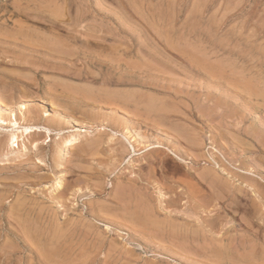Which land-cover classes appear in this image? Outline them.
Wrapping results in <instances>:
<instances>
[{"label":"rangeland","instance_id":"rangeland-1","mask_svg":"<svg viewBox=\"0 0 264 264\" xmlns=\"http://www.w3.org/2000/svg\"><path fill=\"white\" fill-rule=\"evenodd\" d=\"M53 1L0 0V95L82 136L7 159L0 129V264H264V0ZM49 16L103 47L48 62Z\"/></svg>","mask_w":264,"mask_h":264},{"label":"bare ground","instance_id":"bare-ground-1","mask_svg":"<svg viewBox=\"0 0 264 264\" xmlns=\"http://www.w3.org/2000/svg\"><path fill=\"white\" fill-rule=\"evenodd\" d=\"M3 1H5V0H3ZM27 1H31V0H27ZM47 1V0H46ZM88 1V0H87ZM53 2H55V0L53 1ZM17 3V2H16ZM19 3V2H18ZM28 3V2H27ZM52 3V2H51ZM39 4V3H38ZM54 4V3H53ZM98 4V3H97ZM23 5V4H22ZM47 5V4H46ZM66 5V4H65ZM72 5V4H71ZM63 6V5H62ZM18 7V6H17ZM45 7H47V6H45ZM44 7V8H45ZM65 7V6H64ZM64 7H63V9H64ZM11 8V7H10ZM15 8V7H14ZM49 8H51V7H49ZM81 8V7H80ZM26 9V8H25ZM54 9V8H53ZM58 9H60V8H58ZM84 9H86V8H84ZM135 9V8H134ZM56 10V9H55ZM57 11V10H56ZM60 11V10H59ZM81 11V10H80ZM46 12V11H45ZM51 12V11H50ZM54 12V11H53ZM64 12V11H63ZM66 12H67V10H66ZM65 12V13H66ZM148 12V11H147ZM19 13H21V10L19 11ZM23 13V12H22ZM72 13V12H71ZM139 13V12H138ZM53 14V13H52ZM59 14V13H58ZM73 14V13H72ZM90 15V14H89ZM62 16V15H61ZM118 16V15H117ZM27 17V16H26ZM58 17V16H57ZM84 17V16H83ZM15 18V17H14ZM29 18V17H28ZM68 18V17H67ZM147 18V17H146ZM153 18V17H152ZM37 19V18H36ZM70 19V18H69ZM75 19V18H74ZM95 19V18H94ZM103 19V18H102ZM38 20V19H37ZM119 20V19H118ZM39 21V20H38ZM38 21H33V22H35V23H37V24H39V25H43L44 27H46L47 29H48V31H49V34H40L39 35V43L41 44L40 46H44V45H47V46H45V48L47 47V50L46 51H44L45 53H47V56H48V58H47V61L48 62H52V60H54V59H56V56H55V53H56V51H57V49H60V48H62L61 49V51L60 52H63V51H67V52H72V53H75V52H81V50H80V48H79V46H74V45H76V44H80V45H83V47L84 46H86V48L88 49V47L89 46H91V45H93V48H94V46H96V47H103V45H104V37H102L103 35H99V34H96V35H92L91 33L90 34H76V33H78V32H73L71 29H69V31H65V33L66 34H59L57 31H59V28H58V26H59V23L61 22V20H59V19H57L56 17H53V16H49V17H47V18H45L43 21L44 22H47L48 24H44V22H38ZM65 21V20H64ZM70 21V20H69ZM72 21V20H71ZM86 21V20H85ZM91 21H93V20H91ZM101 21V20H100ZM148 21V20H147ZM153 21V20H152ZM68 22V21H67ZM115 22V21H114ZM64 23V22H63ZM63 23H60V24H63ZM70 23V22H69ZM102 23V22H101ZM152 23V22H151ZM154 23V22H153ZM15 24H17V23H15ZM20 24V23H19ZM71 24V23H70ZM74 24V23H73ZM111 24V23H110ZM155 24V23H154ZM69 25V24H68ZM145 25V24H144ZM157 26V25H156ZM161 26V25H160ZM166 26V25H165ZM22 27V26H21ZM20 27V28H21ZM82 27V26H81ZM103 27V26H102ZM26 28V27H25ZM28 28V27H27ZM29 28H31V27H29ZM45 28V29H46ZM96 28V27H95ZM104 28V27H103ZM157 28V27H156ZM167 28V27H166ZM44 29V28H43ZM133 29V28H132ZM34 30H35V28H34ZM92 30H95V29H92ZM38 31H40V30H38ZM42 31V30H41ZM129 31V30H128ZM166 31V30H165ZM95 32V31H94ZM100 32V31H99ZM102 32H103V30H102ZM101 32V33H102ZM131 32V31H130ZM136 32V31H135ZM167 32V31H166ZM106 33V32H105ZM6 34V33H5ZM148 34V33H147ZM2 35V34H1ZM107 35V34H106ZM161 35V34H160ZM170 35V34H169ZM33 36V35H32ZM84 36V37H83ZM91 36V37H90ZM92 36H94V38L92 39ZM90 37V38H89ZM131 37V36H130ZM5 38V37H4ZM9 38H11V37H9ZM13 38V37H12ZM108 38V37H107ZM169 38V37H168ZM6 39H7V36H6ZM114 39V38H113ZM118 39V38H117ZM123 39H124V37H123ZM122 39V40H123ZM129 39V38H128ZM13 40H15V39H13ZM18 40V39H17ZM125 40V39H124ZM165 40V39H164ZM36 41V40H35ZM29 42V41H28ZM122 42V41H121ZM165 42V41H164ZM30 43V42H29ZM109 43V42H108ZM116 43V42H115ZM166 43V42H165ZM105 44H107V43H105ZM114 44V43H113ZM117 44H119V43H117ZM121 44H123V43H120V45ZM168 44V43H167ZM28 45H30V44H28ZM127 45V44H126ZM174 45V44H173ZM11 46V45H10ZM30 46H35L36 47V45L35 44H31ZM110 46H112V45H110ZM175 46V45H174ZM38 47V46H37ZM114 47V46H113ZM117 47V45H115V48ZM125 47H127V46H125ZM136 47V46H135ZM148 47V46H147ZM160 47V46H159ZM169 47V46H168ZM176 48H177V46H175ZM175 47H173V49L175 48ZM14 48H16L15 46H14ZM109 48V47H108ZM40 49V48H39ZM44 49V48H43ZM94 49H96V48H94ZM98 49V48H97ZM100 49H102V48H100ZM99 49V50H100ZM105 50V49H104ZM103 50V51H104ZM116 50V49H115ZM25 51V50H24ZM85 51V50H84ZM93 51H95V50H93ZM111 51V50H110ZM58 52V51H57ZM87 52V51H86ZM37 53V52H36ZM64 53V52H63ZM175 53V52H174ZM92 54V53H91ZM98 55L100 56L101 54L100 53H98ZM114 55V54H113ZM69 56V55H68ZM102 56V55H101ZM119 56V55H118ZM121 57V56H120ZM79 58V57H78ZM70 59V58H69ZM112 59V58H111ZM118 59V58H117ZM120 59V58H119ZM135 59V58H134ZM68 60V59H67ZM73 60V59H72ZM82 60V59H81ZM144 60V59H143ZM146 60V59H145ZM8 61V60H7ZM85 61V60H84ZM90 61H91V59H90ZM135 61V60H134ZM67 62V61H66ZM125 62V61H124ZM131 63V65H132V61H130ZM103 63V62H102ZM126 63H128L129 64V62H126ZM150 63V62H149ZM68 64H69V62H68ZM136 64V63H135ZM130 65V66H131ZM150 65V64H149ZM78 66V65H77ZM84 66V65H83ZM144 66V65H143ZM133 67V66H132ZM137 67V66H136ZM145 67V66H144ZM120 68V67H119ZM19 70V69H18ZM117 70V69H116ZM12 71H14V70H12ZM20 71V70H19ZM35 71V70H34ZM28 73V72H27ZM35 73V72H34ZM40 72H38V74H39ZM95 73V72H94ZM128 73V72H127ZM214 73V72H213ZM217 73V72H216ZM59 74V73H58ZM77 74V73H76ZM211 75V74H210ZM215 75V74H214ZM29 76V75H28ZM39 76V75H38ZM27 77V76H26ZM25 77V78H26ZM31 77V76H30ZM48 78H50V77H48ZM90 78V77H89ZM95 78V77H94ZM79 79V78H78ZM93 79V78H92ZM245 79V78H244ZM56 80V79H55ZM51 81V80H50ZM121 81V80H120ZM129 82V81H128ZM63 83H66L65 81L63 82ZM72 83H74V82H72ZM124 83H126V81H124ZM67 84V83H66ZM70 84V83H69ZM111 84V83H110ZM58 85L60 86V84L58 83ZM64 85V84H63ZM52 86V85H51ZM87 86V85H86ZM4 88V87H3ZM69 88H73L71 85H70V87ZM81 89V92H82V94H84L85 92L82 90V88H80ZM103 89H104V87H103ZM56 90V89H55ZM75 90V89H74ZM78 90V89H77ZM71 91V90H70ZM72 93V92H71ZM90 94V93H89ZM89 94H87V92L84 94V95H89ZM255 94V93H254ZM12 95V94H11ZM10 95V96H11ZM72 95V94H71ZM91 95V96H90ZM89 96H90V98L92 97V94H90ZM51 96V95H50ZM81 97V96H80ZM95 97V96H94ZM94 97H92V98H94ZM11 98H12V96H11ZM64 99V98H63ZM77 99H79V98H77ZM91 100V99H90ZM121 100V99H120ZM32 101V100H31ZM42 101V100H41ZM49 102H50V100H49ZM107 102H108V100H107ZM111 102V101H110ZM5 103H8L7 101L5 102ZM4 103V100L2 99V97H1V95H0V129H4V131L6 132V131H8L9 133H8V140H7V145H6V148H4V150L2 151V153H1V158H9L10 157V155L11 154H13L14 152H16V151H20L19 153L20 154H26L27 152V149H28V147H27V143L29 144V146L31 147V148H33V149H36V150H38L39 151V145H40V141H37V140H35V139H32V137L34 136V135H40V134H45L46 135V137L45 138H43V140H42V142H46V144H47V142H49V141H51V139H52V137H51V135H53L54 136V138L55 139H60V141H61V143H59V144H57V146H56V151L58 152L59 151V149H61L62 148V146H66V149L68 150V151H71L72 149H74L78 144H79V142H80V138H81V134H79V133H77V134H71V135H69V136H64V133L63 132H61V130L59 129V130H56L55 132H52V130H51V128L50 127H48V126H46V125H37V124H33V125H23L22 123H20V121H18V118H17V114L19 113L20 115H24V111L26 110V105H25V103H19L18 104V111H16V110H14L13 108H10L7 104H5ZM41 104L42 105H46V103H44V102H41ZM79 104V103H78ZM82 106H84V107H86V106H89V104L88 103H86V102H82V103H80ZM99 104V103H98ZM102 104V103H101ZM119 105V104H118ZM58 106V105H57ZM95 106V105H94ZM102 106V105H101ZM116 106V105H115ZM14 107V106H13ZM16 107V106H15ZM46 107V106H45ZM50 107H51V109H52V106L50 105ZM117 107V106H116ZM49 108V107H48ZM47 108V109H48ZM98 108V107H97ZM102 108V107H101ZM50 109V110H51ZM98 109H100V108H98ZM49 110V109H48ZM101 110V109H100ZM77 111V110H76ZM130 111V110H129ZM57 112V111H56ZM60 112V111H59ZM97 112V111H96ZM95 112V113H96ZM102 112V111H101ZM104 112V111H103ZM78 113V112H77ZM99 115V114H98ZM101 115H102V113H101ZM105 115V114H104ZM103 115V116H104ZM27 116V115H26ZM43 116H45V117H47V119L50 117V113H44V115ZM93 116V115H92ZM95 116V115H94ZM93 116V117H94ZM42 117V116H41ZM89 117H87V119H88ZM101 118V117H100ZM108 118V117H107ZM66 119V118H65ZM86 119V120H87ZM102 119V118H101ZM104 119V118H103ZM112 119V118H111ZM59 120V119H58ZM71 120V119H70ZM118 120V119H117ZM29 121H30V119H29ZM81 121H82V119H81ZM83 121H85V120H83ZM91 121H92V119H91ZM95 121H97V120H95ZM38 122V121H37ZM41 122V121H40ZM54 122H56V123H58L57 122V119L56 120H54ZM69 122V121H68ZM87 122V121H86ZM99 122V121H98ZM29 123V122H28ZM43 123V122H42ZM26 124H27V122H26ZM76 124V123H75ZM80 124V123H79ZM82 124V123H81ZM98 124V123H97ZM100 124V123H99ZM98 124V125H99ZM64 125V124H63ZM69 125H70V123H69ZM65 126V125H64ZM78 126V125H77ZM83 126V125H82ZM102 127V126H101ZM105 127V126H104ZM96 128H99V127H96ZM56 129V128H55ZM57 129H58V127H57ZM80 129V128H79ZM83 129V128H82ZM66 130V129H65ZM96 130V129H95ZM68 131V130H67ZM75 131V130H74ZM3 132V131H2ZM96 132H97V130H96ZM110 132H111V134L112 135H116L117 134V131H114V130H110ZM107 133V132H106ZM105 133V134H106ZM130 138H133L134 140L133 141H138V143L139 142H141L140 144H142V146H143V150H148V149H151V148H157V147H161L162 146V143L161 142H159V141H156V140H151V139H149V138H145L144 140L142 139V138H144V136L143 137H141L139 134H138V132L136 133V132H132V131H130L129 129H127L126 130V132H125ZM187 133V132H186ZM84 134V133H83ZM87 134V133H86ZM229 134V133H228ZM255 136V135H254ZM141 139V140H140ZM54 143V142H53ZM47 147V146H46ZM32 149V150H33ZM46 149V148H45ZM97 149H98V147H97ZM178 149V148H177ZM31 150V149H30ZM179 150H180V148H179ZM100 151H102V150H100ZM131 151L132 152H134L135 151V148L133 147V145L131 144ZM35 152V151H34ZM33 151H32V153H34ZM74 152V151H73ZM131 152V153H132ZM136 153V152H135ZM176 153V152H175ZM182 153V152H181ZM264 153V152H263ZM46 154V153H45ZM133 154V153H132ZM40 155V154H39ZM29 156H30V154H29ZM129 156V155H128ZM20 157V156H19ZM75 157V156H74ZM130 157V156H129ZM177 157V156H176ZM77 158V157H76ZM95 158V157H94ZM183 158V157H182ZM64 159V158H63ZM67 159V158H66ZM80 160V159H79ZM168 160V159H167ZM70 161V160H69ZM203 161V160H202ZM190 162V161H189ZM188 162V163H189ZM9 163V162H8ZM8 163H6V165L8 164ZM129 163V162H128ZM19 164H21V163H19ZM206 164V163H205ZM210 164V163H209ZM46 165V164H45ZM140 165H142V164H140ZM217 165V164H216ZM215 165V166H216ZM142 166H144V165H142ZM146 166V165H145ZM7 167H9V165L7 166ZM58 168V167H57ZM92 168V167H91ZM193 168V167H192ZM3 169V168H2ZM97 169V168H96ZM15 170V169H14ZM36 170V169H35ZM60 170V169H59ZM95 170V169H94ZM226 170V169H225ZM243 171V170H242ZM89 172V171H88ZM251 172V171H250ZM142 173H143V171H142ZM245 173H247V172H245ZM254 174V173H253ZM61 175V174H60ZM207 175H209L208 173H207ZM224 175V174H223ZM90 176V175H89ZM219 176V175H218ZM227 176H229L228 174H227ZM233 176V175H232ZM264 176V175H263ZM138 177V176H137ZM143 177H144V175H143ZM204 177V176H203ZM208 177V176H207ZM210 177V176H209ZM208 177V178H209ZM216 177V176H215ZM258 177V176H257ZM208 178H206V179H208ZM229 178H232L231 176H229ZM235 178V177H234ZM211 179V178H210ZM212 180V182H214V177L211 179ZM138 181H142V180H138ZM238 182V181H237ZM209 183V182H208ZM243 183V182H242ZM245 183V182H244ZM54 184V183H53ZM222 184V183H221ZM224 184V183H223ZM60 185V182L59 181H57L56 182V186H59ZM220 185V184H219ZM241 186V185H240ZM245 186L246 187H248V188H252L251 186H249V185H247V184H245ZM230 187V186H229ZM66 188V187H65ZM239 188V187H238ZM245 190V189H244ZM95 191V190H94ZM65 192V191H64ZM229 192V191H228ZM102 193V192H101ZM226 193V192H225ZM253 193V192H252ZM214 194V193H213ZM228 194V193H227ZM99 195V194H98ZM246 195V194H245ZM244 196V195H243ZM242 196V197H243ZM90 197V196H89ZM195 197V196H194ZM140 198V197H139ZM223 201V200H222ZM116 203V202H115ZM148 203V202H147ZM237 203V202H236ZM85 205H86V203H85ZM45 209V208H44ZM227 209V208H226ZM173 211V210H172ZM163 212V211H162ZM230 212V211H229ZM82 213V212H81ZM188 213V212H187ZM90 216V215H89ZM80 219V218H79ZM99 220V219H98ZM242 220V219H241ZM85 221V220H84ZM102 221V220H101ZM71 222H72V220H71ZM91 222H93V221H91ZM150 222V221H149ZM66 224V223H65ZM88 224V223H87ZM60 225V224H59ZM61 225H63V224H61ZM67 225V224H66ZM136 225V224H135ZM157 225V224H156ZM91 226V225H90ZM47 227V226H46ZM83 228V227H82ZM208 232H210V231H208ZM174 233V232H173ZM212 233V232H211ZM53 234V233H52ZM59 234V233H58ZM86 236V235H85ZM85 236H83V237H85ZM57 241V240H56ZM217 242V241H216ZM209 244V243H208ZM51 245V244H50ZM212 245V244H211ZM227 245V244H226ZM217 251V250H216ZM215 253V252H214ZM219 253V252H218ZM212 255V254H211ZM190 258H192V257H190ZM215 258V257H214ZM254 261V260H253Z\"/></svg>","mask_w":264,"mask_h":264}]
</instances>
